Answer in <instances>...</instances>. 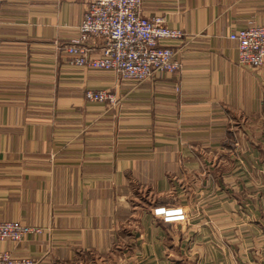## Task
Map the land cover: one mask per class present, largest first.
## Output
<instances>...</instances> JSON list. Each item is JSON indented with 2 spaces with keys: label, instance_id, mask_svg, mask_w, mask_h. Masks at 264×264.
Returning <instances> with one entry per match:
<instances>
[{
  "label": "crops",
  "instance_id": "0c3cea01",
  "mask_svg": "<svg viewBox=\"0 0 264 264\" xmlns=\"http://www.w3.org/2000/svg\"><path fill=\"white\" fill-rule=\"evenodd\" d=\"M79 0H0V252L36 264H264V67L231 34L264 0H142L181 39L179 74L132 84L70 65ZM92 56L101 42L94 39ZM177 88V90H176ZM114 95L115 107L84 98ZM182 208L187 222L155 208Z\"/></svg>",
  "mask_w": 264,
  "mask_h": 264
},
{
  "label": "built area",
  "instance_id": "2783aa9c",
  "mask_svg": "<svg viewBox=\"0 0 264 264\" xmlns=\"http://www.w3.org/2000/svg\"><path fill=\"white\" fill-rule=\"evenodd\" d=\"M85 5L78 26V35L62 47L70 65L86 69L112 71L132 84L144 82L154 74H179L181 65L176 52L160 45L162 40L181 39L183 33L166 25L163 17L146 18L140 14L142 0H79ZM99 39V55L92 56L91 42ZM237 42L238 64L248 69L264 67V23L249 25L229 37ZM177 90V88H176ZM84 98L106 103L112 107L117 101L104 90H86ZM155 217L162 221L187 222L189 214L182 208H155ZM42 229L18 221L0 220V242L21 243ZM0 264H36L30 258L14 257L0 252Z\"/></svg>",
  "mask_w": 264,
  "mask_h": 264
}]
</instances>
